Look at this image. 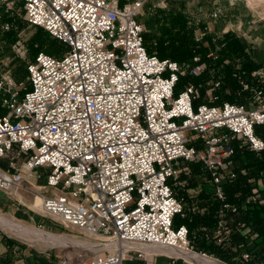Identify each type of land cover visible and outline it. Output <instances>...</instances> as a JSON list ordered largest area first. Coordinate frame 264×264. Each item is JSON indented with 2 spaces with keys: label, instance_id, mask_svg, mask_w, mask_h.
<instances>
[{
  "label": "built area",
  "instance_id": "built-area-1",
  "mask_svg": "<svg viewBox=\"0 0 264 264\" xmlns=\"http://www.w3.org/2000/svg\"><path fill=\"white\" fill-rule=\"evenodd\" d=\"M16 1L26 21L64 49L58 55L39 52L27 61L28 86L0 60V96L7 109L0 116V191L15 196L32 188L43 216L106 246L61 264H131L133 259L158 264L156 255L128 244L196 252L187 227H173L174 217L184 215L174 186L182 184L179 177L188 164H199L209 177L208 194L225 200L224 184L236 176L234 141L264 154V134L256 131L264 126V89H253L240 104H216L207 91L208 102L195 105L199 94L192 83L175 93L185 68L147 52L141 20L147 0L0 4L8 11ZM10 28L9 21L0 22V31ZM191 61L190 73L199 75L205 64L198 56ZM253 74L264 79L262 69ZM38 180L42 184L35 185ZM201 191L193 190L191 197ZM178 259L171 256L166 264Z\"/></svg>",
  "mask_w": 264,
  "mask_h": 264
},
{
  "label": "trees",
  "instance_id": "trees-1",
  "mask_svg": "<svg viewBox=\"0 0 264 264\" xmlns=\"http://www.w3.org/2000/svg\"><path fill=\"white\" fill-rule=\"evenodd\" d=\"M157 35L144 33V44L149 54H155L161 59H171L183 65L185 73L179 76L175 93L181 91L187 84L192 83L199 91L195 105L202 100L208 89H212L214 103L222 102L246 103L252 97L255 88L264 89V79L254 75L255 71L264 69V64L255 59V50L244 38L228 31L216 38L206 33L200 40L194 36V22L181 10L170 11L158 9L155 12ZM1 21H11L9 15L3 14ZM37 35L32 40L36 44L33 53L39 52L57 54L55 45L58 40L38 27ZM12 33L6 39L11 41ZM33 55V56H34ZM199 57V63L205 67L199 75L190 73L195 64L191 60ZM19 77L28 86L26 69L19 65ZM217 86H214L215 83ZM208 102V101H207ZM7 109L2 105L0 96V116ZM259 134H264V126L257 127ZM235 151L232 170L236 173L224 184L225 200L218 201L202 191L197 197L179 196L184 203L183 214L176 215L173 227L185 225L192 248L201 253L216 257L228 264H264V191L261 192L252 184L258 177L264 178V154L257 155L245 145L234 141ZM193 173H199L202 167L190 163ZM257 197L256 202L252 197ZM200 202L203 203L201 210ZM229 205L225 207L224 205ZM197 208L193 210V207ZM235 210H234V209ZM248 229L246 233L243 230ZM252 237L259 240L255 246L259 249L251 252L246 245V239ZM247 254L248 257H244Z\"/></svg>",
  "mask_w": 264,
  "mask_h": 264
},
{
  "label": "rangeland",
  "instance_id": "rangeland-1",
  "mask_svg": "<svg viewBox=\"0 0 264 264\" xmlns=\"http://www.w3.org/2000/svg\"><path fill=\"white\" fill-rule=\"evenodd\" d=\"M12 6L13 8L7 11L5 5L0 4V15H9L11 19V21H9L11 28L5 32L0 31V60L7 64L12 72H15L19 77V70L17 69L19 65L26 69L27 61L32 59L34 55L33 51L36 48V44L32 45L31 42L37 35L39 28L31 26L26 21L20 2L16 1ZM158 9L167 11H170L171 9H174L175 11L182 10L190 19L189 24L194 22V36L196 40H200L206 33L219 38L224 33L231 31L245 40L247 38L249 41H252L248 42L246 40V42L255 50V59L257 56V49L260 51V54H262V58H264V12L261 9L256 10L251 8L248 5L247 0H147L142 11L141 20L144 23L146 29L145 32L150 33L152 36L157 35V26L154 20V15ZM215 13L217 14L216 16ZM0 22H2L1 17ZM9 32L12 33L11 41L6 39ZM62 49H64V44L57 41L55 45V52H57V54L55 55L60 54ZM262 71L264 72V69H262ZM261 79L263 80V78ZM19 80H23L26 85V81L24 79L20 78ZM207 91H211L212 93V89H208ZM207 91L202 97V100L204 101H208L210 98ZM0 163L3 164L2 161H0ZM198 167L201 166L198 164ZM41 174H44V171H41ZM179 180L182 184H176L174 186V193L177 197L185 196V199L186 197L192 198L191 196L194 195L193 190H196L199 187L206 193L210 191L208 182L209 177L207 176L206 171L201 170L199 173L195 174L192 172L190 164H188V168L186 170L181 172ZM40 184H42V182H36L35 185ZM26 190H29L30 192L25 190L21 192L27 196V200L31 201L33 197L31 192L32 188H28ZM46 192L48 194H52L51 188H48ZM0 213L9 216L13 220L22 224H29L38 229L49 228V230L57 234L77 235L91 241L99 240L97 237L91 236L78 229H65L58 222L42 216L41 212H31L25 203H23L19 198H15L11 195H0ZM0 232L6 233V235L15 239L24 247H27L31 252H39L48 249L29 245L24 240L16 238L14 235L5 232L1 227ZM49 253L52 256L51 258L55 261L61 260L63 256H66L71 261H78L89 257L95 252L89 251L87 253H76L72 248L54 247L49 251ZM55 254H57L58 257H54ZM169 258V256L156 255L154 257V262L158 264H166L168 263ZM142 262L146 264L144 260L135 261L133 259L132 264H139ZM221 262L228 264L222 260ZM176 264L187 263L179 258L176 260Z\"/></svg>",
  "mask_w": 264,
  "mask_h": 264
},
{
  "label": "bare ground",
  "instance_id": "bare-ground-1",
  "mask_svg": "<svg viewBox=\"0 0 264 264\" xmlns=\"http://www.w3.org/2000/svg\"><path fill=\"white\" fill-rule=\"evenodd\" d=\"M248 5L256 10H263L264 0H247ZM260 7V8H259ZM28 209L33 213L40 211V196L27 200L22 193L16 194ZM0 227L5 232L14 235L16 238L24 240L26 243L42 248H72L78 252H102L105 245H100L97 241H91L77 235L57 234L49 229H38L29 224H22L11 217L0 213ZM128 247L141 249L149 255L175 256L183 259L188 264H224L216 258L203 253H196L186 249L154 244H128Z\"/></svg>",
  "mask_w": 264,
  "mask_h": 264
},
{
  "label": "crops",
  "instance_id": "crops-1",
  "mask_svg": "<svg viewBox=\"0 0 264 264\" xmlns=\"http://www.w3.org/2000/svg\"><path fill=\"white\" fill-rule=\"evenodd\" d=\"M246 38V37H245ZM246 40L249 41L247 38ZM257 49L256 60L259 63H264V58H262V54ZM43 180H38L36 182H42ZM261 193L264 191V178L259 177L255 180V183H252ZM22 193V192H20ZM0 195H8L0 191ZM22 195L27 198V196L22 193ZM13 197H17L16 195ZM43 216V215H42ZM45 217V216H44ZM48 218V217H46ZM51 219V218H48ZM49 229V228H47ZM248 229L243 230V233H246ZM259 240L254 241L252 237H248L246 239V245L251 252H254L259 249V246H255ZM53 248H48L47 250H42L39 252H31L27 247H24L20 243H18L15 239H12L10 236L6 235V233L0 232V264H61L64 259H67L69 263H75L77 261H71L66 256H63L61 260L55 261L51 257L49 251ZM54 257H58L55 254ZM171 257V256H169ZM215 258V257H214ZM217 259V258H216ZM183 260V259H182ZM219 260V259H218ZM169 261V260H168ZM184 261V260H183ZM221 261V260H219ZM185 262V261H184ZM132 264V263H131ZM139 264H144L139 263ZM188 264V263H187Z\"/></svg>",
  "mask_w": 264,
  "mask_h": 264
}]
</instances>
